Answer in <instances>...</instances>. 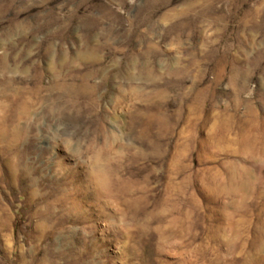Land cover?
Returning <instances> with one entry per match:
<instances>
[{
	"label": "rangeland",
	"instance_id": "obj_1",
	"mask_svg": "<svg viewBox=\"0 0 264 264\" xmlns=\"http://www.w3.org/2000/svg\"><path fill=\"white\" fill-rule=\"evenodd\" d=\"M0 264H264V0H0Z\"/></svg>",
	"mask_w": 264,
	"mask_h": 264
},
{
	"label": "bare ground",
	"instance_id": "obj_2",
	"mask_svg": "<svg viewBox=\"0 0 264 264\" xmlns=\"http://www.w3.org/2000/svg\"><path fill=\"white\" fill-rule=\"evenodd\" d=\"M86 81V80H85Z\"/></svg>",
	"mask_w": 264,
	"mask_h": 264
}]
</instances>
